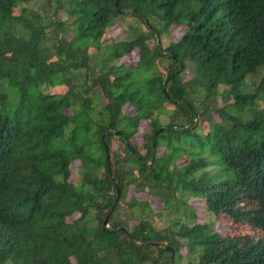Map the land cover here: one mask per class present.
<instances>
[{"label": "trees", "instance_id": "16d2710c", "mask_svg": "<svg viewBox=\"0 0 264 264\" xmlns=\"http://www.w3.org/2000/svg\"><path fill=\"white\" fill-rule=\"evenodd\" d=\"M31 1L0 0V264H264V0Z\"/></svg>", "mask_w": 264, "mask_h": 264}, {"label": "rangeland", "instance_id": "374dc122", "mask_svg": "<svg viewBox=\"0 0 264 264\" xmlns=\"http://www.w3.org/2000/svg\"><path fill=\"white\" fill-rule=\"evenodd\" d=\"M40 0H33L31 2H29L28 4H23L21 5V7H27V8H34V9H40L38 8L40 6ZM127 18L123 21H121L119 24H117L111 31H109L105 37H112L113 39H117L119 38L121 35H122V30L125 29V24L127 23ZM141 30H144L143 27H141ZM182 34V30L181 28L179 29H173L171 30V33H168L166 36H163L161 39H160V48H164L166 47V45L169 43V42H172V41H176L180 38ZM126 37V34L124 33V37ZM157 42V41H156ZM154 44V41H149L148 42V45L149 46H152ZM91 52V50H90ZM137 59V51H133L132 53H130V55L128 57H123L121 59V61L125 64H130L131 62L135 61ZM191 77L190 75V72L187 71V75L185 77V79H189ZM262 77V73H260L258 76L256 77H248L245 81V88L241 90V94H244V95H250L252 94L253 92H255V89L256 87L258 86L259 84V81ZM65 88L62 87V86H59V87H55L53 89H49V90H46L45 92H49L50 94H61L62 92H64ZM224 88L222 87H219L218 88V92L221 93V91H223ZM257 96L258 98H256L253 103H252V107L258 111V110H264V100L262 99V92L261 93H257ZM210 100V103H209V107H210V110L208 111V115L210 116V119L212 121H218L219 118L217 117V111H214L215 109H219V108H227L225 107L227 104H231L233 102V99H229L226 97V95H222V96H217L215 97L214 99H209ZM169 108V107H168ZM123 111L128 113V109L126 106L123 107ZM227 112L228 114H233L234 112H236L235 108L233 107H229L227 109ZM246 114L244 113V117H249V116H245ZM207 118H205L206 120ZM162 124L166 123V116H163L161 117V121H160ZM196 127H199L202 128L203 130V133H206L207 132V128H208V123L207 121H199L196 123ZM141 128L140 130L138 131V133L135 135V138H134V142L136 144H140V141H141ZM116 148V145L113 144L112 145V148H111V151H113L114 149ZM140 152H143V151H140ZM163 152V149H158L156 151V155H159L160 153ZM111 153L110 152V156H111ZM178 164H180L182 162V159H178L177 160ZM71 173H72V176H71V180L74 178V168H71ZM134 196L132 190H129V192L127 193L126 195V200H129L130 197ZM135 197L137 199H143V198H147L148 199V202H149V205L156 211L160 210L161 207H160V204H159V201L156 200V199H152V198H149L147 197L144 193H141V194H137L135 195ZM187 203L188 205L192 206L194 208V214H195V219H196V222L201 224L202 222L206 221V222H209V223H212L213 221V217H211L209 214H205L202 210V207H201V202L198 201L197 199H192V198H187ZM154 224H155V227L158 229L160 228H163L165 225H166V220L164 217H155L154 218ZM215 225V228L216 230L223 234L224 231H225V227L223 225H220V224H214ZM188 260L187 259H184L181 261L180 264H186Z\"/></svg>", "mask_w": 264, "mask_h": 264}, {"label": "water", "instance_id": "95a60500", "mask_svg": "<svg viewBox=\"0 0 264 264\" xmlns=\"http://www.w3.org/2000/svg\"><path fill=\"white\" fill-rule=\"evenodd\" d=\"M116 197H118V193H117ZM106 225H107V216H106V218L103 221V226H106ZM172 257H173V253L170 252V264L172 263Z\"/></svg>", "mask_w": 264, "mask_h": 264}]
</instances>
